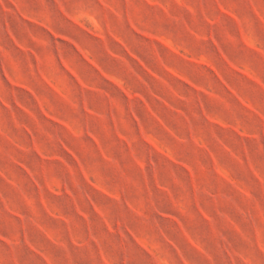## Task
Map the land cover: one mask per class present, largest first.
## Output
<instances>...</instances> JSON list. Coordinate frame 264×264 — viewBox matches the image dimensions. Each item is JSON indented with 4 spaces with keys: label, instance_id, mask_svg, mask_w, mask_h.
Instances as JSON below:
<instances>
[{
    "label": "clouds",
    "instance_id": "clouds-1",
    "mask_svg": "<svg viewBox=\"0 0 264 264\" xmlns=\"http://www.w3.org/2000/svg\"><path fill=\"white\" fill-rule=\"evenodd\" d=\"M0 264H264V0H0Z\"/></svg>",
    "mask_w": 264,
    "mask_h": 264
}]
</instances>
